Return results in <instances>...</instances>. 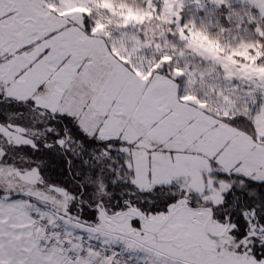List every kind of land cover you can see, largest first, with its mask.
<instances>
[{"label": "snow or ice", "instance_id": "obj_1", "mask_svg": "<svg viewBox=\"0 0 264 264\" xmlns=\"http://www.w3.org/2000/svg\"><path fill=\"white\" fill-rule=\"evenodd\" d=\"M0 264H264V0H0Z\"/></svg>", "mask_w": 264, "mask_h": 264}, {"label": "rangeland", "instance_id": "obj_2", "mask_svg": "<svg viewBox=\"0 0 264 264\" xmlns=\"http://www.w3.org/2000/svg\"><path fill=\"white\" fill-rule=\"evenodd\" d=\"M137 2H138V0H137ZM82 10V9H81ZM73 11H75V9H73Z\"/></svg>", "mask_w": 264, "mask_h": 264}]
</instances>
